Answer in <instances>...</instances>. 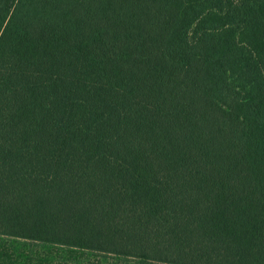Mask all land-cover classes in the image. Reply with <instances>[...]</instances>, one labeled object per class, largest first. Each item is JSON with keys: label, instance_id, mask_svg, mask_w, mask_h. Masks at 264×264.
Masks as SVG:
<instances>
[{"label": "trees", "instance_id": "1", "mask_svg": "<svg viewBox=\"0 0 264 264\" xmlns=\"http://www.w3.org/2000/svg\"><path fill=\"white\" fill-rule=\"evenodd\" d=\"M264 264V0H0V264Z\"/></svg>", "mask_w": 264, "mask_h": 264}, {"label": "rangeland", "instance_id": "2", "mask_svg": "<svg viewBox=\"0 0 264 264\" xmlns=\"http://www.w3.org/2000/svg\"><path fill=\"white\" fill-rule=\"evenodd\" d=\"M132 264H135V263H132Z\"/></svg>", "mask_w": 264, "mask_h": 264}]
</instances>
